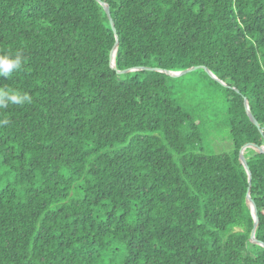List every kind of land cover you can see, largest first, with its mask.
<instances>
[{
	"label": "trees",
	"instance_id": "obj_1",
	"mask_svg": "<svg viewBox=\"0 0 264 264\" xmlns=\"http://www.w3.org/2000/svg\"><path fill=\"white\" fill-rule=\"evenodd\" d=\"M0 0V264H264L247 145L264 147V0ZM173 77L154 68L181 72ZM185 108L222 114L230 154ZM210 121V120H209ZM264 244V153L247 149Z\"/></svg>",
	"mask_w": 264,
	"mask_h": 264
},
{
	"label": "water",
	"instance_id": "obj_2",
	"mask_svg": "<svg viewBox=\"0 0 264 264\" xmlns=\"http://www.w3.org/2000/svg\"><path fill=\"white\" fill-rule=\"evenodd\" d=\"M102 6L103 8L105 9L107 15H108V18L111 22V25H112V28H113V31L116 35V38H117V42H116V46L114 47V50L112 52V55H111V66L113 69L116 70V54H117V51H118V47H119V39H118V36H117V29H116V26H115V23H114V20L112 18V15H111V11H110V8L107 4L103 3L101 0H97ZM201 68H204L208 73L209 75L217 80L218 82L222 83L223 85H226L224 82H222L221 80L218 79L217 76L214 75V73L212 71H210L208 68L206 67H192L190 69H187L185 71H181V72H173V71H165V70H160V69H154V68H135V69H128V70H124V71H117L119 74H127V73H131V72H136V71H144V70H148V71H155V72H161V73H166V74H169L173 77H181V76H184V75H187L191 72H194V71H197ZM246 110H247V114L251 120V122L257 126L260 130V132L262 134H264V131L263 129L261 128V125L260 123L256 120V118L253 116L252 112H251V109L249 107V103L248 101H246ZM247 149H253L259 153H264V147L263 148H258L254 145H250V144H247L245 145L241 151H240V161L241 163L243 164L246 172L248 173V177H249V189H248V194H247V204L248 206L250 207L251 209V212H252V216L255 220V226H254V229L252 231V234H251V242L253 244H257V245H260L262 247H264V244L263 243H260L257 239H256V232H257V229H258V225H259V216H258V211H257V208L256 206L254 205V203L252 202V199H251V194H250V191H251V180H252V176H251V173H250V168L248 166V163L245 159V152Z\"/></svg>",
	"mask_w": 264,
	"mask_h": 264
},
{
	"label": "rangeland",
	"instance_id": "obj_3",
	"mask_svg": "<svg viewBox=\"0 0 264 264\" xmlns=\"http://www.w3.org/2000/svg\"><path fill=\"white\" fill-rule=\"evenodd\" d=\"M191 74V73H189ZM187 74L189 78L191 75ZM202 127L203 138L197 147L206 154H230L233 151V143L229 134V128L225 118L219 112L213 110L208 113L207 108H185ZM210 120V121H209Z\"/></svg>",
	"mask_w": 264,
	"mask_h": 264
},
{
	"label": "clouds",
	"instance_id": "obj_4",
	"mask_svg": "<svg viewBox=\"0 0 264 264\" xmlns=\"http://www.w3.org/2000/svg\"><path fill=\"white\" fill-rule=\"evenodd\" d=\"M24 59L20 53L0 55V76L9 77L14 70H19L23 65ZM31 102L32 97L28 93H21L18 90L0 86V109L8 108L9 104L23 105ZM8 123L7 119L0 121V124L6 125Z\"/></svg>",
	"mask_w": 264,
	"mask_h": 264
}]
</instances>
